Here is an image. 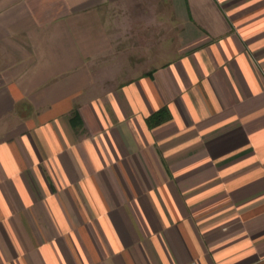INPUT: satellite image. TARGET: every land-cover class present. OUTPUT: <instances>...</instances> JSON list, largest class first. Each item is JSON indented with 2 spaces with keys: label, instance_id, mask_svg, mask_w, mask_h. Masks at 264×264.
<instances>
[{
  "label": "crops",
  "instance_id": "obj_1",
  "mask_svg": "<svg viewBox=\"0 0 264 264\" xmlns=\"http://www.w3.org/2000/svg\"><path fill=\"white\" fill-rule=\"evenodd\" d=\"M0 264H264V0H0Z\"/></svg>",
  "mask_w": 264,
  "mask_h": 264
},
{
  "label": "trees",
  "instance_id": "obj_2",
  "mask_svg": "<svg viewBox=\"0 0 264 264\" xmlns=\"http://www.w3.org/2000/svg\"><path fill=\"white\" fill-rule=\"evenodd\" d=\"M166 114L167 111L166 110H162L156 114H154L153 116H151L149 118V121L151 124H158L159 122H161L164 118H166Z\"/></svg>",
  "mask_w": 264,
  "mask_h": 264
},
{
  "label": "rangeland",
  "instance_id": "obj_3",
  "mask_svg": "<svg viewBox=\"0 0 264 264\" xmlns=\"http://www.w3.org/2000/svg\"><path fill=\"white\" fill-rule=\"evenodd\" d=\"M168 26H169V22H168ZM169 28V27H168Z\"/></svg>",
  "mask_w": 264,
  "mask_h": 264
}]
</instances>
